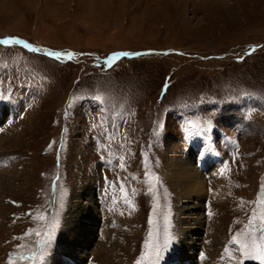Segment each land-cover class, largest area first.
<instances>
[{"label": "rangeland", "instance_id": "374dc122", "mask_svg": "<svg viewBox=\"0 0 264 264\" xmlns=\"http://www.w3.org/2000/svg\"><path fill=\"white\" fill-rule=\"evenodd\" d=\"M8 38L36 51L0 44V264H62L71 215L89 202L87 264H177L195 200L169 164L194 152L200 166L213 145L189 133L209 127L222 166L192 219L205 221L193 262L243 259L232 238L264 214V0H0ZM116 52L140 53L107 66Z\"/></svg>", "mask_w": 264, "mask_h": 264}, {"label": "bare ground", "instance_id": "6f19581e", "mask_svg": "<svg viewBox=\"0 0 264 264\" xmlns=\"http://www.w3.org/2000/svg\"><path fill=\"white\" fill-rule=\"evenodd\" d=\"M2 119L3 118H1L0 121H2ZM4 141L5 139H2L0 143ZM197 150L198 146L196 147L195 145L193 151ZM211 152H209L211 155L208 153L209 156H202L199 153L201 158L208 156L204 160H199V162L202 161L200 166L198 163L196 164V159L192 157L194 152H191V155L186 160L177 159L176 162H171L169 164V168H171L172 172L180 179L179 187L182 189V193L185 198L188 201L195 200V203L185 209L188 213H186L187 216H182L179 220L181 236L179 238L177 252H180L182 257H180L177 264H195L193 261L196 262L197 255H199L198 245H200V243H197V241L201 239L200 235L204 230L203 227L205 225V221L203 220L204 218L199 217L198 219L196 218L197 220L195 223H192V219H194L193 217H196V213L199 214L202 201H204V199L208 196L207 181L209 182L210 179H208L207 175H210V178L212 179L216 178L215 174H218L216 170L221 163V156L217 153L215 154V150ZM80 192L81 194L76 197L72 207L80 204V201L83 200V198H86V196L91 197V194H93L90 188H86L85 190L83 189ZM92 209L94 208H92L89 202L86 209L75 212V216L71 215L72 219L68 222L66 234L64 237L62 236V245L59 248V252L62 251L63 254L60 256L58 253L59 256L57 255L62 264H82L83 261H85L84 264H87V258L90 253V245L94 239L93 235L96 232L98 233V230L95 231V224L94 226L87 224L89 216L93 214ZM62 256H65V260Z\"/></svg>", "mask_w": 264, "mask_h": 264}, {"label": "snow or ice", "instance_id": "6c2138e0", "mask_svg": "<svg viewBox=\"0 0 264 264\" xmlns=\"http://www.w3.org/2000/svg\"><path fill=\"white\" fill-rule=\"evenodd\" d=\"M0 44L3 45H11V44H15V45H24L25 48H28L32 51H36L35 48H33V46L31 44L25 43L24 41L18 39V38H8V39H3L0 40ZM49 55H51L52 57L56 58V59H60L62 56L66 55L68 57L72 56V53H60V52H50ZM128 56L129 53H118V54H114L110 59H107L105 61V64L107 66H111L112 62L116 59V56ZM97 99H103L101 97H97ZM108 109H104V111H107ZM124 109L120 108L119 111L116 113V115H122ZM115 118V116H113V119ZM189 126L191 127V122H189ZM210 127L209 128H201L198 131L194 132V133H189V135H195V136H200L201 133L206 132V131H210ZM111 138V137H109ZM119 159H122L119 158ZM123 190V188H122ZM262 191H264V188H262ZM125 203H128L127 200H125ZM44 216H41L40 219H44ZM257 218L255 216V213H253V221H255ZM259 219V223L257 225V227L254 229V231H250L247 234V239L245 240H240L238 236H234L232 238V242L235 245H238V252L240 253V255L243 257L242 260L238 261V264H244V261H256L258 262V264H264V214H261V216L258 218ZM55 222V221H54ZM257 233H259V237H257ZM152 234L150 233V236ZM170 242V237L166 234L165 236V240L163 243V247L166 248L168 246ZM47 243V241H46ZM161 247L159 244H154L153 245V252L155 254V257L157 260L160 259V255H161ZM225 252H228V249H225ZM41 259H43L44 253L41 252L40 253ZM8 264H14V261L11 259V257L9 258ZM136 264H141V261H137Z\"/></svg>", "mask_w": 264, "mask_h": 264}]
</instances>
